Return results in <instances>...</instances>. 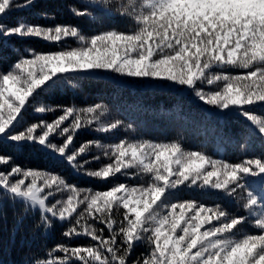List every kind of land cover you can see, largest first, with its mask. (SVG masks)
Wrapping results in <instances>:
<instances>
[{
  "label": "snow or ice",
  "instance_id": "6c2138e0",
  "mask_svg": "<svg viewBox=\"0 0 264 264\" xmlns=\"http://www.w3.org/2000/svg\"><path fill=\"white\" fill-rule=\"evenodd\" d=\"M35 3L0 0V37L58 46L47 52L16 49V61L7 70L0 67V142L37 146L78 171L100 161L99 155L78 159L94 147L108 162L86 169L87 176H132L143 182L82 189L59 174L25 168L0 153V219H6L5 203L19 204L17 230L38 212L35 228L47 231L60 222L67 225L62 232L67 239L93 242L60 243L44 258L31 257L23 264H264V115L256 111L264 109V0H80L84 7H70L77 17L91 16L94 4L114 9L134 24L130 30L91 36L69 24L5 22L11 12ZM41 17L50 18L47 13ZM69 38L76 43L68 45ZM114 75L156 88L187 89L222 115L243 117L248 123L242 134L246 141H258L262 154L232 163L186 150L179 141L147 139L88 141L74 148L81 130L92 127L109 134L124 122L106 121L109 109L102 103L52 105L44 97ZM29 111L61 114L52 121L26 123ZM181 186L222 192L245 214L220 204L173 202ZM139 245L146 251L133 258Z\"/></svg>",
  "mask_w": 264,
  "mask_h": 264
},
{
  "label": "trees",
  "instance_id": "16d2710c",
  "mask_svg": "<svg viewBox=\"0 0 264 264\" xmlns=\"http://www.w3.org/2000/svg\"><path fill=\"white\" fill-rule=\"evenodd\" d=\"M72 5L84 7L80 0H36L30 8L11 12L5 18V22L11 25L22 19L34 25L69 24L78 26L89 36L103 30H130L134 27L133 22L117 14L114 9L109 11L93 4L89 7L91 16L77 17L70 11ZM41 13H47L50 18H42ZM66 43L74 45L76 41L69 38ZM25 48L47 52L57 50L58 46L41 39L0 37V67L7 70L17 59L15 50L23 51ZM205 90H209V86H205ZM44 101L52 105L72 104L77 107L102 103L109 109V113L104 117L106 121L119 118L124 122L120 129L109 134L95 132L92 127L81 130L74 140L73 147L77 149L88 141L109 144L121 139L131 141L147 139L155 142L179 141L186 150L203 151L213 158L232 163L262 154L259 142L246 141L242 134L248 123L243 117L235 114L226 117L214 107L199 101L187 89L156 88L135 78L114 75L110 80H84L79 89L65 88L53 92L45 96ZM256 111L264 115V109L258 108ZM60 114L59 111L46 114L29 111L26 123L40 119L52 121ZM127 125L132 127L128 128ZM56 142L61 141L57 139ZM217 148L222 149L221 158L215 150ZM0 153L11 155L16 164L25 168L48 170L59 174L68 183L82 189L107 190L118 183L143 182L132 176L117 175L107 180L87 176L86 169L96 170L108 162L102 152L94 147L78 159L90 160L92 156L99 155L100 161H93L79 171L73 169L64 158L33 145L17 147L13 143L3 141L0 142ZM63 195L66 197L68 193L65 192ZM176 199L195 200L209 207L220 204L237 215L245 214L240 204L217 190L181 186L173 202ZM20 209L19 204L13 206L5 203L6 219H0V264H23L24 260L31 257L44 258L48 249L60 243L72 246L93 243L87 237L67 239L62 235L67 225L60 222H56L55 226L47 231L35 228L38 212L25 219L17 230L14 219ZM248 230L254 231L251 228ZM145 251L144 245L137 246L133 258Z\"/></svg>",
  "mask_w": 264,
  "mask_h": 264
},
{
  "label": "rangeland",
  "instance_id": "374dc122",
  "mask_svg": "<svg viewBox=\"0 0 264 264\" xmlns=\"http://www.w3.org/2000/svg\"><path fill=\"white\" fill-rule=\"evenodd\" d=\"M216 150H218L219 151V156H221L222 155V151H221V148H217Z\"/></svg>",
  "mask_w": 264,
  "mask_h": 264
}]
</instances>
